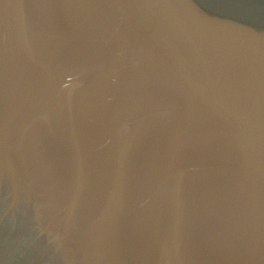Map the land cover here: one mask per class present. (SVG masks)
I'll return each instance as SVG.
<instances>
[{
    "label": "water",
    "instance_id": "water-1",
    "mask_svg": "<svg viewBox=\"0 0 264 264\" xmlns=\"http://www.w3.org/2000/svg\"><path fill=\"white\" fill-rule=\"evenodd\" d=\"M0 264H264V0H0Z\"/></svg>",
    "mask_w": 264,
    "mask_h": 264
}]
</instances>
